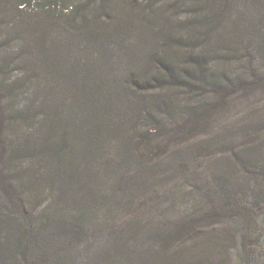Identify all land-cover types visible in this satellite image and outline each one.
<instances>
[{
	"label": "trees",
	"instance_id": "1",
	"mask_svg": "<svg viewBox=\"0 0 264 264\" xmlns=\"http://www.w3.org/2000/svg\"><path fill=\"white\" fill-rule=\"evenodd\" d=\"M143 1L129 12L140 22L176 29L184 16L188 30L164 28L169 54L155 52L144 76L78 73L76 104L37 58L33 100H16L23 83L1 84L10 65L29 61L0 50V264H62L89 232L109 249L85 264H230L233 245L247 264L257 257L261 236L248 231L264 213V120L233 113L264 102L252 99L264 97V0ZM67 3L95 39L131 22L105 14L106 0H51L49 12ZM127 3L139 2L117 7ZM167 194V214L149 211Z\"/></svg>",
	"mask_w": 264,
	"mask_h": 264
},
{
	"label": "rangeland",
	"instance_id": "2",
	"mask_svg": "<svg viewBox=\"0 0 264 264\" xmlns=\"http://www.w3.org/2000/svg\"><path fill=\"white\" fill-rule=\"evenodd\" d=\"M2 1L3 6L6 8V19L0 26V50L5 52L10 60L23 59V61L29 62L27 66L21 62L18 65H10L7 73H12V78L2 82L1 85L3 89H6V82L17 79L20 83L22 82L21 88L24 92H18L17 90L14 96L16 100L22 102L33 100L36 58L54 65V67L51 65L46 67L45 64L39 65V70L45 77L55 78L58 92L60 91L59 88H62L65 93L64 86L67 87L68 83L72 95L69 91L67 92L66 104H76L74 90L79 86L76 85L74 89L72 84L77 81L78 73L90 75L92 80L99 81L105 78L109 82H111V79L125 78L130 73L136 77L144 76L147 71L157 65L155 56L152 58L155 52H157L156 56L160 60H164V57L169 54L167 51L168 46L164 43L163 35L165 32L168 30L167 33L175 31L181 34L188 30L183 23L184 16L172 22L175 23L176 29L170 27L171 23H165L162 20L163 24L158 23L161 25L159 27H151L144 20V23L140 22L138 18H135L129 12L133 10L137 12L140 1L143 0H137L139 2L136 5L137 7L127 3L126 7L129 10L117 7L119 0H106L108 5L105 8V14L113 15L116 20L118 17L125 18L123 16H126L132 23L126 22L124 27L118 31H114L112 27H109L110 29L101 36V39H95L93 35L90 36L86 32L84 24L73 22L66 15V11H70L73 3H67L68 6L63 8V12L51 13L49 11L52 6L48 5L51 0H22L25 3H22L21 0ZM151 1L153 0H147V4ZM95 2L99 3V0H95ZM144 2L146 3L145 0ZM155 3L156 7L167 8L173 4V0L171 2L156 0ZM131 18H133V21ZM178 34H175V36L179 37ZM186 37L185 32L184 38ZM166 58L173 60L172 56ZM1 78H3L2 74ZM252 99L260 101V99L264 100V97L261 94H256ZM8 101H11V97L8 98ZM241 108L240 106L237 107L233 114H239L242 117H245L244 114L248 117L249 115L261 114V118L264 120V102L258 103V108L245 109L247 112L244 109V111H240ZM68 114L72 116L74 112L70 111ZM182 150L185 151L184 148ZM178 154H181L180 151L176 152L175 156L177 157ZM179 178L180 182L184 179L182 175H179ZM173 200L174 195L167 194L163 200L161 199L149 211L154 209L167 214L169 212L168 205L172 204ZM252 227L248 233H252L254 237L257 234L261 236V239L254 243V252L257 257L251 259L250 264H264V213L259 215V222L253 224ZM234 228L236 229V227ZM238 231L242 232L243 230L238 228ZM94 234L89 232L82 239L83 242L78 245L76 243L70 252L65 254L66 260L62 264H85L90 252L92 253L95 249H103V252L108 250L107 240L104 238L94 242ZM86 243L92 248L88 250ZM230 253V264H247L249 254L247 256V252H243L242 246L236 247L233 245ZM114 260H118L116 256H114Z\"/></svg>",
	"mask_w": 264,
	"mask_h": 264
}]
</instances>
